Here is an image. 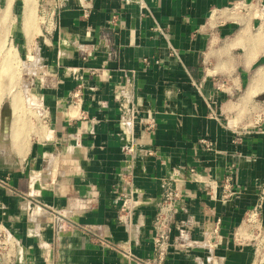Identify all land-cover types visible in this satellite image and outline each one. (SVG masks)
I'll return each mask as SVG.
<instances>
[{
  "label": "crops",
  "instance_id": "0c3cea01",
  "mask_svg": "<svg viewBox=\"0 0 264 264\" xmlns=\"http://www.w3.org/2000/svg\"><path fill=\"white\" fill-rule=\"evenodd\" d=\"M263 9L46 0L31 89L41 114L18 137L11 116L0 143V264H156L165 182L180 198L163 264H264Z\"/></svg>",
  "mask_w": 264,
  "mask_h": 264
},
{
  "label": "rangeland",
  "instance_id": "374dc122",
  "mask_svg": "<svg viewBox=\"0 0 264 264\" xmlns=\"http://www.w3.org/2000/svg\"><path fill=\"white\" fill-rule=\"evenodd\" d=\"M45 1L46 0L31 1L33 19L25 25L23 22L24 10H21L24 0L12 1L13 3L7 15L8 19L5 17L6 20L3 19V11L5 8L4 0H0V33L3 34L0 35V70L3 64L7 62L10 66L7 63L5 66L7 65V68L8 66L12 68L11 76H13V78H11V76L7 74L4 75L3 78H0V110L3 104H9L12 108L11 105H13L14 102L12 99L17 96L16 98L19 100L15 99L19 101V103L16 102L19 109L16 108L17 112H14L15 110L13 112L14 114L16 113L15 115H18L15 116L12 114L11 110L13 120L18 117V123H16L14 128L16 131L13 129L16 136L21 135V132L26 128L29 130V128L34 126V119L32 118L37 114L35 108L36 100L31 93L35 75L38 73L35 58L36 39L34 37V32L39 30L38 27L39 24H41L40 21H42V19H40V10ZM261 13H264V9L261 10ZM1 20L5 21L3 22ZM27 31L28 33H25ZM2 40H4V48L1 47ZM5 48H10V52L5 53ZM14 94H16V96ZM8 135L9 131L7 136Z\"/></svg>",
  "mask_w": 264,
  "mask_h": 264
},
{
  "label": "built area",
  "instance_id": "2783aa9c",
  "mask_svg": "<svg viewBox=\"0 0 264 264\" xmlns=\"http://www.w3.org/2000/svg\"><path fill=\"white\" fill-rule=\"evenodd\" d=\"M80 4L84 7L91 4L92 0H79ZM36 113L39 116L41 114V110L39 109L37 103H35ZM121 117L119 120V125L125 130H130L133 123V113L132 110L128 109L125 104L121 106ZM131 149V146H129ZM180 198V192L176 185H172L171 182H165L163 185V191L161 195V201L159 206V211L155 215L153 219V245L154 250L157 254V263L163 264L166 256H167V248L169 245V232H170V223L177 212L176 205ZM259 206H253L246 215V224L247 227L252 231L255 241L257 237L260 236L261 230L257 227L259 221ZM184 232L179 234V241L183 244L184 240ZM0 246L1 248H5L7 246V238L2 231H0Z\"/></svg>",
  "mask_w": 264,
  "mask_h": 264
},
{
  "label": "bare ground",
  "instance_id": "6f19581e",
  "mask_svg": "<svg viewBox=\"0 0 264 264\" xmlns=\"http://www.w3.org/2000/svg\"><path fill=\"white\" fill-rule=\"evenodd\" d=\"M12 1H13V0H6V1H5V8H4V11H3V17H4L3 19H5V20H6V18L8 19L7 15H8V13H9V9H10V7H11V3H12ZM31 1H32V0H31ZM31 1H30V0H24V6H25V7H24V17H23L24 19H23V22H24L25 25H27V23H28V22H31V20L33 19V8L31 7V5H32ZM5 17H6V18H5ZM5 20H4V21H5ZM1 21H3V20H1ZM4 21H3V22H4ZM3 22H2V23H3ZM0 35H3V34L0 33ZM4 35H5V34H4ZM1 44H2L1 47L4 48V40H2ZM9 52H10V48H5V53H9ZM7 60H8V59H7ZM6 63H7V62H6ZM6 63H5V64H6ZM5 64H3V67H2L1 70H0V78H1V77L3 78V76H4V75H7V74H9V75L11 76V69H12V68L9 67L10 65H9L8 63H7V64H8L9 66H8V68H7V65L5 66ZM12 67H13V66H12ZM6 68H7V69H6ZM13 72H14V71H13ZM259 76H260V74L256 73V74L254 75V77L252 78V87H253V86H256L257 81H258V77H259ZM11 78H13V76H11ZM4 79H5V77H4ZM12 80H13V79H12ZM1 82H2V81H1ZM5 82H6V81H5ZM11 82H12V81H11ZM11 82H10V83H11ZM2 83H3V82H2ZM9 90H10V89H9ZM14 95L16 96V94H14ZM16 97H17V96H16ZM16 97H14V99H12V100L14 101V102L12 101V102H13V105H11V106H12V108H11V110H12V114H14V112H17V109H16V108H18L16 102L19 103V101H18L19 99L16 98ZM15 98L18 99V100L16 101ZM12 102H11V103H12ZM18 109H19V108H18ZM14 110H15V111H14ZM13 111H14V112H13ZM15 114H16V113H15ZM15 114H14V115H15ZM17 115H18V114H17ZM17 115H15V116H17ZM15 116H14V117H15ZM16 119H17V120H16ZM16 119L13 120V129L15 128L16 123H18V117H16ZM13 129H12V130H13ZM12 130H11V131H12ZM14 131H15V130H14ZM13 134H14V133H13ZM13 134H12V135H13ZM17 137H18V135H17ZM17 137H16V138H17ZM14 139H15V137H14ZM16 140H17V139H16Z\"/></svg>",
  "mask_w": 264,
  "mask_h": 264
},
{
  "label": "water",
  "instance_id": "95a60500",
  "mask_svg": "<svg viewBox=\"0 0 264 264\" xmlns=\"http://www.w3.org/2000/svg\"><path fill=\"white\" fill-rule=\"evenodd\" d=\"M11 121V107L9 104H3L0 110V143L4 144L7 141L9 124Z\"/></svg>",
  "mask_w": 264,
  "mask_h": 264
}]
</instances>
